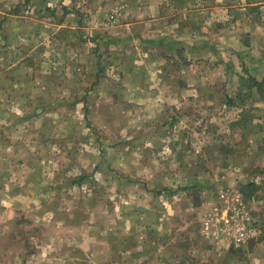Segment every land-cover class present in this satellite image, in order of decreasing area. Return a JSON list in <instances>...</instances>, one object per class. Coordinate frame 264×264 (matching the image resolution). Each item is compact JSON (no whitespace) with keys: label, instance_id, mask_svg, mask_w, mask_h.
Listing matches in <instances>:
<instances>
[{"label":"rangeland","instance_id":"1","mask_svg":"<svg viewBox=\"0 0 264 264\" xmlns=\"http://www.w3.org/2000/svg\"><path fill=\"white\" fill-rule=\"evenodd\" d=\"M261 47L264 0H0V264H264Z\"/></svg>","mask_w":264,"mask_h":264},{"label":"built area","instance_id":"2","mask_svg":"<svg viewBox=\"0 0 264 264\" xmlns=\"http://www.w3.org/2000/svg\"><path fill=\"white\" fill-rule=\"evenodd\" d=\"M112 22L116 17L112 14L109 16ZM227 191H221L220 198L222 204L219 205L215 212L210 214L205 220V231L214 233L218 231L231 244L240 245L245 243L253 233L251 224L246 216L245 207L237 196L229 197Z\"/></svg>","mask_w":264,"mask_h":264},{"label":"crops","instance_id":"3","mask_svg":"<svg viewBox=\"0 0 264 264\" xmlns=\"http://www.w3.org/2000/svg\"><path fill=\"white\" fill-rule=\"evenodd\" d=\"M164 38H166V37H164ZM173 38L175 40H178V41L183 39L182 37H175V36H173ZM247 52L249 53V56H248V57H250L249 60H251L252 64H255L254 67L257 69H260L258 71V73L254 74L255 72L250 71V70L254 69L253 67H251V69L249 70V73L254 75L257 79L263 78L264 77V47H261L259 50H257V54L255 56H252L253 54H250L249 50H247ZM247 134H250V132L248 130L245 134L246 138H247Z\"/></svg>","mask_w":264,"mask_h":264},{"label":"trees","instance_id":"4","mask_svg":"<svg viewBox=\"0 0 264 264\" xmlns=\"http://www.w3.org/2000/svg\"><path fill=\"white\" fill-rule=\"evenodd\" d=\"M243 80L244 82H246L252 92L261 95V97H264V77L261 79H257L254 75L247 72L246 77L243 78Z\"/></svg>","mask_w":264,"mask_h":264}]
</instances>
